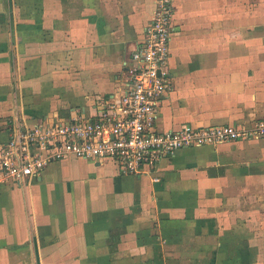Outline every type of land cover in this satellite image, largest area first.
Instances as JSON below:
<instances>
[{
    "label": "crops",
    "instance_id": "0c3cea01",
    "mask_svg": "<svg viewBox=\"0 0 264 264\" xmlns=\"http://www.w3.org/2000/svg\"><path fill=\"white\" fill-rule=\"evenodd\" d=\"M248 1H174L159 131L264 118V21ZM155 7L0 0V149L117 98ZM262 180L264 138L178 149L142 175L69 155L0 183V264H264Z\"/></svg>",
    "mask_w": 264,
    "mask_h": 264
},
{
    "label": "built area",
    "instance_id": "2783aa9c",
    "mask_svg": "<svg viewBox=\"0 0 264 264\" xmlns=\"http://www.w3.org/2000/svg\"><path fill=\"white\" fill-rule=\"evenodd\" d=\"M175 0H154L145 38L132 53L124 86L94 118L76 115L13 131L0 149V183H20L69 155L114 160L123 174L153 173V167L178 149L264 138V118L250 126L157 129L158 106L171 88L169 67L175 32ZM158 180V179H155Z\"/></svg>",
    "mask_w": 264,
    "mask_h": 264
},
{
    "label": "rangeland",
    "instance_id": "374dc122",
    "mask_svg": "<svg viewBox=\"0 0 264 264\" xmlns=\"http://www.w3.org/2000/svg\"><path fill=\"white\" fill-rule=\"evenodd\" d=\"M234 5H236V4H234ZM244 5H245L246 9H253V7H254L256 10H261L262 14H263V21H264V0H255V1L250 0L248 2H244ZM240 6L244 7L243 4H240ZM11 7L13 10L12 3H11ZM10 20H12V18L7 17L6 18V24H10L11 23ZM262 181H264V180H262ZM262 212L264 214V211H262Z\"/></svg>",
    "mask_w": 264,
    "mask_h": 264
}]
</instances>
